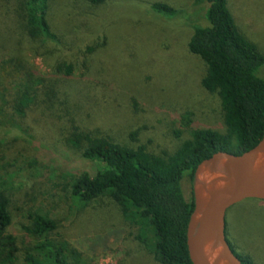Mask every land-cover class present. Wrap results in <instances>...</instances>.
<instances>
[{"label": "rangeland", "instance_id": "rangeland-1", "mask_svg": "<svg viewBox=\"0 0 264 264\" xmlns=\"http://www.w3.org/2000/svg\"><path fill=\"white\" fill-rule=\"evenodd\" d=\"M21 1L0 0V191L12 217L6 234L18 249L13 263L0 257V264H26L29 254L55 264L49 250L36 249L45 241L70 243L83 254L79 264H160L149 222L142 228L127 222L113 197L72 195V181L95 170L68 140L80 131L168 157L194 130L225 134L220 97L202 86L206 64L189 51L194 27L209 25L208 4L48 0L55 38L47 40L25 32ZM155 3L179 13L159 14ZM228 6L240 32L264 54V0H228ZM257 76L264 79V65ZM193 183L186 174L188 202ZM33 214L54 225L46 238L26 232ZM226 237L236 254L264 264V201L231 207Z\"/></svg>", "mask_w": 264, "mask_h": 264}, {"label": "trees", "instance_id": "trees-1", "mask_svg": "<svg viewBox=\"0 0 264 264\" xmlns=\"http://www.w3.org/2000/svg\"><path fill=\"white\" fill-rule=\"evenodd\" d=\"M88 1L100 4L105 0ZM193 1L208 4L209 25L194 27L189 51L206 64L202 86L220 97L226 133L194 130L192 137L168 157L151 154L143 146L132 148L80 131L68 140L95 170L93 175L83 172L72 181V195L81 200L113 197L127 222L141 228L149 222L158 237L156 260L160 264H192L187 230L195 205L194 198L188 202L184 196V176L189 174L193 180L196 168L215 153L241 155L255 147L264 135V79L257 76L264 65V54L240 32L228 0ZM21 10L28 36L36 39L40 32L44 39L55 38L47 21L48 0H22ZM153 10L169 17L179 13L163 3H155ZM70 71L67 68L68 74ZM29 91L28 84L24 95ZM21 101L17 104L21 105ZM18 113L24 115V111L18 110ZM31 218L32 224L25 228L31 237L46 238L49 229L54 228L42 215L33 214ZM11 223L9 199L0 191V257L9 263L15 261L18 251L16 239L6 234ZM36 249L49 250L48 257L55 264H69L70 258L78 259L79 264L83 258L68 242L45 241ZM239 257L244 264H252L249 258ZM39 262L32 254L26 257V264Z\"/></svg>", "mask_w": 264, "mask_h": 264}, {"label": "water", "instance_id": "water-1", "mask_svg": "<svg viewBox=\"0 0 264 264\" xmlns=\"http://www.w3.org/2000/svg\"><path fill=\"white\" fill-rule=\"evenodd\" d=\"M193 198L187 230L192 264H243L227 240L226 214L245 200L264 201V135L241 155L220 151L204 160L194 174Z\"/></svg>", "mask_w": 264, "mask_h": 264}, {"label": "bare ground", "instance_id": "bare-ground-1", "mask_svg": "<svg viewBox=\"0 0 264 264\" xmlns=\"http://www.w3.org/2000/svg\"><path fill=\"white\" fill-rule=\"evenodd\" d=\"M211 179H212V176H210L208 174L205 175V182L207 183V185H209Z\"/></svg>", "mask_w": 264, "mask_h": 264}, {"label": "flooded vegetation", "instance_id": "flooded-vegetation-1", "mask_svg": "<svg viewBox=\"0 0 264 264\" xmlns=\"http://www.w3.org/2000/svg\"><path fill=\"white\" fill-rule=\"evenodd\" d=\"M242 263L244 264V262L242 261Z\"/></svg>", "mask_w": 264, "mask_h": 264}]
</instances>
